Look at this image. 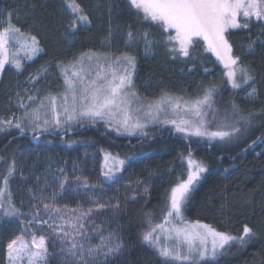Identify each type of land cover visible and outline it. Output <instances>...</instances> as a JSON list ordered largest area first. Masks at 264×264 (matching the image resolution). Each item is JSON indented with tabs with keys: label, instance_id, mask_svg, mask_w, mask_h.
Returning a JSON list of instances; mask_svg holds the SVG:
<instances>
[{
	"label": "snow or ice",
	"instance_id": "obj_1",
	"mask_svg": "<svg viewBox=\"0 0 264 264\" xmlns=\"http://www.w3.org/2000/svg\"><path fill=\"white\" fill-rule=\"evenodd\" d=\"M65 3L74 17L67 24V29L78 30L79 27L92 23L89 14L77 0H65ZM128 3L138 16H142L143 21L161 28L162 33L166 35L164 44L178 45L168 49L173 59L177 55L188 58L196 42L202 39L207 46L206 51H211L223 63L227 70V82L233 89L255 81L252 68L244 64L240 56L233 55V45L229 43L227 33L229 29H249L253 18L256 21H264V0H128ZM11 16L9 12L7 26L0 31V72L5 69L6 64L13 65L18 72L23 68L20 59H9L6 53L7 45L13 37L18 38L16 43L24 52V59L28 61L44 51L37 36L21 33L20 29L11 23ZM170 30H174L175 35H169ZM112 34L110 25L105 40L110 42ZM260 37H264V30L255 39L249 36L244 47L249 52L253 51ZM140 39L145 42L146 52L156 43L149 38L148 32L138 35L129 25L126 44L131 45ZM261 43H264V40H261ZM56 67L61 70L63 76L64 92L59 96L51 93L41 96L37 88L33 92L26 89L23 97L17 93L16 104L23 110V115L7 120L0 118V132L15 128L20 133H32L33 138L39 140L44 134L71 131L73 124L88 120L94 124L98 121H103L109 126L115 124L117 132L123 130L130 135L139 133L147 136L145 128L151 124L162 123L171 125L174 131L185 139L207 138L211 142L216 139L231 140L240 134V120L235 117H241L245 126L249 123L233 103L232 111L225 114L218 126L228 130L208 131L209 121L206 117L210 112L213 119L217 115L214 108L218 92L216 85L204 87L202 95L195 98L184 99L165 91L158 99L141 103L134 90L136 57L132 55L112 57L88 50L81 52L68 63L57 61ZM47 71L48 66L42 65L35 75L29 74L28 80L33 87ZM209 71L208 68L204 69L205 73ZM246 95L256 97L257 89L249 88ZM58 99L62 100L59 105ZM30 103L36 106L29 108ZM169 115L173 118L169 119ZM251 115L250 113L249 117ZM2 160L3 157H0V161ZM105 160L108 163L105 164L106 170H102V175L104 179L115 183L120 178L126 160L111 153H106ZM182 162L187 163L186 179L177 178V183L167 193V211L162 221L150 224L143 231L141 238L156 250L164 264H213L218 255L231 244L246 245L257 237V233L252 227L245 225L242 233L236 236L200 221H186L183 215L184 206L207 168L201 160L193 158L191 148L186 156L182 154ZM15 171L16 160L12 159L0 178V213L6 217H24L20 220L21 233L6 245L7 264H24L25 261L26 264H47L50 244L52 247L59 244L58 254L62 257L63 264H98L101 255L108 257L122 250V241L116 232L101 236L98 244L89 242L92 237L88 234L85 224L92 217L94 210L102 211L108 204L90 200L94 208L90 207L87 211H82L79 206L68 209L66 205L60 207L56 204L57 197L67 192L70 187L69 177L64 169H58L59 175H53V181L58 180L59 184L50 197L41 196L37 204V196L33 193L34 202L27 213L17 207L9 190V179L14 176ZM136 183L139 185L143 182L138 180ZM74 184L75 186L71 187L74 193L78 189L96 187L90 184L87 178L82 177H76ZM111 207L117 209L119 205L113 204ZM146 215L151 221L150 214ZM45 227L47 231L37 236V231ZM169 240L175 242L174 246L168 244Z\"/></svg>",
	"mask_w": 264,
	"mask_h": 264
},
{
	"label": "trees",
	"instance_id": "obj_2",
	"mask_svg": "<svg viewBox=\"0 0 264 264\" xmlns=\"http://www.w3.org/2000/svg\"><path fill=\"white\" fill-rule=\"evenodd\" d=\"M77 3L89 14L92 23L71 30L67 29V24L74 17L65 0H0V29L7 25L8 13L11 12V23L22 32L37 36L44 50L25 68L27 72L35 66L50 65L52 75L42 81L41 96L58 94L63 89L57 61L68 63L81 52L100 51L98 45L100 40L108 37L110 25L113 37L116 32L127 31L131 25L134 33L146 31L157 43L152 57H140L138 50L131 54L136 57V88L140 80L145 89H151L156 96L165 91L171 93L175 88L201 95L204 87L216 85L218 92L214 108L217 115L215 119L212 114L209 116L211 129L217 128L225 114L232 111L233 103L249 123L245 126L241 117H235L240 120V134L231 140L216 139L211 142L198 137L185 139L170 128L159 126L145 129L147 136L127 135L115 131L103 121L94 124L84 120L73 124L71 131L44 134L39 140L34 139L32 133H20L10 128L0 132V157H3L0 161V178L12 159L16 160L17 169L20 153L37 145L47 146L51 154L59 159L78 148H92L99 154L107 152L128 160L123 171L142 168L141 173L151 178L150 194L137 206L120 210L109 221L116 226L123 248L118 255L108 257L100 264H164L156 250L142 241L143 216L162 208L166 191L178 177L184 178L182 154L186 156L191 148L193 158L201 160L207 171L184 206L185 220L200 221L236 236L242 233L245 225L252 227L257 237L243 246L231 244L213 264H264V43H261L264 37L257 40L253 51L249 52L244 47L249 36L255 39L264 30V21L252 19L249 29H231L227 33L229 43L233 45V55L240 56L242 62L253 70L255 81L247 86L253 85L258 95L249 98L243 89L246 85L233 89L228 84L224 67L217 60H210L211 54L206 51L202 40L196 42L188 58L177 55L173 59L168 49L178 45L164 44L166 35L161 28L143 21L142 16H138L130 7L128 0H77ZM168 34L175 35V32L170 30ZM104 51L107 50L101 52ZM190 67L194 68L193 76L184 73ZM203 68L210 69V75L203 76ZM22 76L12 69H6L0 79V118L4 120L23 115V112L11 106L12 99L21 89ZM197 82L200 86L196 90ZM43 185L44 181L40 189ZM18 225L13 219L4 227L0 224V264H6V243ZM47 263L63 264V260L54 252L49 255Z\"/></svg>",
	"mask_w": 264,
	"mask_h": 264
},
{
	"label": "rangeland",
	"instance_id": "obj_3",
	"mask_svg": "<svg viewBox=\"0 0 264 264\" xmlns=\"http://www.w3.org/2000/svg\"><path fill=\"white\" fill-rule=\"evenodd\" d=\"M240 19L243 22L242 18ZM6 26L7 25H5V27ZM4 28L0 29V31H2ZM21 33H23L24 35H30L22 31ZM141 33H143V31L140 33H136V34L139 35ZM17 39H18L17 37H13L12 41L8 43L6 53L9 59L11 58L20 59L23 64V68L18 72L14 68L13 65L6 64L5 69L2 72H0V79L6 69H12L15 72L23 75L21 78V82H22L20 86L21 89L18 92L20 96L23 97L25 95L26 89L29 92H33L35 91V89L38 88L39 94H40V87H41L42 81L44 79L50 78L52 75L50 65L43 64V65L48 66V71L45 75H43L42 78L39 79V83L36 84L35 87H33V85L28 80L29 74L35 75L37 72V69H39L42 65L32 67L27 72H25L26 65L30 64L37 57H34L33 60L31 61L24 59V52L20 50L19 44L16 43ZM126 39H127L126 30L122 32H116L115 37H113V34L110 37V42H108L105 39L100 40L98 47L101 49H98L100 51H97V52L105 53L112 57H115V56H120L123 54L131 55L135 50H138V54L140 55V57H152L153 56L157 43L153 44L151 50L146 52L145 42L143 41V39H140L137 42L132 43L131 45L126 44ZM104 49H106L107 51L101 52ZM122 50H126L127 52H123ZM209 53L211 54L210 60L215 59L222 67H224L223 63L220 62L211 51H209ZM204 69L205 68L201 70L203 76L210 75V71L205 73ZM193 70L194 68L190 67L184 73H186L187 76H193L192 75ZM226 71L227 70L224 68L225 73ZM225 78L227 79L226 75H225ZM62 79H63V76H62ZM133 81L135 82V76L133 77ZM137 82L140 85L138 84L139 87L138 85H136L137 88L135 87L134 90L136 91L139 97V101L141 103H147L149 101H154L160 97V95L156 96L155 93H153L151 89L149 90L145 89L146 87L141 83L140 80H138ZM195 86L197 90L200 86V83L197 82ZM62 87L63 89L61 90V92L58 94H54L55 96H59V94L64 92V83H62ZM251 87H253V85L252 86L246 85L243 87L245 94L247 93L248 89ZM169 94L176 96V97H182L184 99L195 98L197 96L194 94L192 95V93L187 91V89H182V88L181 89L175 88V90H171V93ZM16 100H17V94L12 99L11 106L23 112V110L17 107ZM60 103H62V100L58 99L57 104L59 105ZM34 106L35 104L33 103H30L28 105L29 108L34 107ZM210 115H211V112L206 117L208 121H209ZM141 116H142V113H141ZM168 118L171 119L173 117L169 115ZM221 122L222 121H220L216 125L217 128H215L214 130L211 129L210 123H209L208 131L211 132V131L223 130L218 127ZM152 126H159L160 128H164V127L170 128L174 133H176L171 125H165L162 123L151 124L147 128H150ZM110 127H112L116 131L117 126L115 124H113ZM119 133L130 135L127 132H124L123 130L119 131ZM131 135H139V133H133ZM106 153L107 152H103L102 154H99L97 150H94L92 148H78L74 153L65 154L62 158L59 159L58 157H56L54 153H53L54 156L51 154V151H49L47 146L37 145L31 148L30 150L22 151L20 155L18 156V161H17L18 166L15 171V174L9 179V190L12 194L14 203L17 205V207L21 209L22 212L27 213L31 210L32 204L34 202L33 193H35L37 196V199L35 201V203L37 204H39L41 196L50 197L52 192L58 187V184H59L58 180L53 181V175L54 174L59 175L57 170L62 168L64 169V172L69 177L70 187L67 192L57 197L56 204L58 206L63 207L66 205L68 209H74L79 206L82 211H87V209L90 207L94 208V205L90 202V200H99L102 203L108 204V206L102 211L96 212L94 210L92 217L85 224V228L88 230V234L92 237L89 242L93 245L100 243L101 236H107L109 232L117 233L116 226H113V224L109 223V221H111L113 217L116 216L117 213L120 212V210L129 209L130 206L131 207L137 206L142 200L148 198L150 194V184H151V180H150L151 178L150 177L148 178V176H144L143 175L144 172L141 173V171H143L142 168L129 169V170L123 171L125 165L121 170L120 178L115 183L104 179L102 175V170H106L105 164L108 163L105 160ZM126 163H128V160H126ZM186 171H187V163L185 162L184 179H186ZM76 177L87 178L89 183L92 185H95L96 187L94 189H78L77 192L74 193L71 191V187L75 186L74 181ZM138 180L142 181L143 183L137 185L136 182ZM43 181H44L43 188L40 189ZM176 183L177 181L173 183L169 187V189L166 191V193L164 194V206L162 205V208L158 210L156 209V211L150 214V216L152 217L151 221H149L148 215L143 216L142 231H145L149 227L150 224L154 225L162 221L163 215L167 211V207H166L167 193L170 190V188L174 186ZM145 188L147 189L146 192L144 191ZM29 189H31L32 191L30 192ZM134 191H135V199H133ZM113 204H118L119 207L117 209H113L111 207V205ZM0 218L2 219L0 224L3 227L6 225V223L9 220L13 219L18 222L19 225L15 229H13L14 232H12L13 236L11 239H13L16 235H19L21 233L22 226L20 224V220L24 219V217H19V218L6 217V216H3L2 213H0ZM173 222L175 223V221ZM188 222H192V221H188ZM46 231L47 229L45 227L44 229L37 231L36 234L37 236H39ZM118 236H119L120 241H122L119 234ZM161 242L163 243V240ZM168 244L170 246H174L175 242L173 240H169ZM122 245H123V242H122ZM59 247H60L59 244H57L56 247H52L50 244L49 245L50 255L54 254V252H57L58 254ZM118 253H115L108 257L118 255ZM5 255H6V251H5ZM108 257H104L103 255H101L99 257L98 264H100L102 260H105ZM6 264H7V257H6ZM24 264H26V261L24 262Z\"/></svg>",
	"mask_w": 264,
	"mask_h": 264
}]
</instances>
